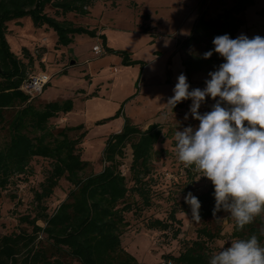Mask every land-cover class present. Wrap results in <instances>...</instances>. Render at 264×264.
Instances as JSON below:
<instances>
[{"label": "trees", "instance_id": "trees-1", "mask_svg": "<svg viewBox=\"0 0 264 264\" xmlns=\"http://www.w3.org/2000/svg\"><path fill=\"white\" fill-rule=\"evenodd\" d=\"M95 1L0 0V190H5L21 176L27 180L34 158L50 162L44 179L33 190L34 215L19 217L20 223L30 230L22 228L19 232L0 236V264H145L127 251L122 236L130 226L127 216L139 218L152 206L155 145L171 137L170 129L165 132L159 122L141 128L123 116L121 129L110 133L105 140L102 169L85 174L90 162L81 158V144L87 133L84 125L58 127L50 123L74 109V98H58L36 105V97L30 99L20 89L34 59L26 48H22L21 53L27 62L14 55L6 40L7 23L29 16L35 27L51 29L55 33L57 47L71 45L76 35L97 37L101 40L103 54L119 55L123 65L139 64L143 68L145 63L134 59L130 52L108 46L105 35L97 34L96 27L75 24L65 18L67 14L88 15ZM254 1L232 0L230 7L210 18L200 14L189 36L176 41V48L185 50L182 66L189 79L201 60L211 64L223 59L215 52L209 59H203V53L214 48L212 41L218 35L228 34L235 39V34L245 24L244 13ZM47 8L53 9L54 14L48 13ZM147 31V28L143 29V32ZM95 95L94 91L83 96L87 99ZM180 106L182 104L178 103L173 110ZM120 113L118 110L116 116ZM127 146L131 149V162L128 174H124L121 160ZM185 173V179L192 185L197 173L190 168ZM60 179H65L71 187L65 199L49 212L46 201ZM189 192L201 203L199 222L193 220L191 207L185 199L172 203L166 219L145 221L147 229L170 231L173 238L181 233L178 213L200 224L195 239L182 242L177 255L168 254L159 261L209 264L213 254L210 244L224 237L222 223L226 212L220 211L213 216L212 183L205 189ZM38 221L43 225H38ZM262 232L264 216H258L242 231L237 230L234 221L230 236L247 239L255 234L264 246Z\"/></svg>", "mask_w": 264, "mask_h": 264}, {"label": "rangeland", "instance_id": "rangeland-1", "mask_svg": "<svg viewBox=\"0 0 264 264\" xmlns=\"http://www.w3.org/2000/svg\"><path fill=\"white\" fill-rule=\"evenodd\" d=\"M232 3V0H96L88 15L65 16L75 24L96 27L99 33L102 29L108 46L130 52L134 59L145 63L143 68L139 64L123 65L121 57L116 54L102 52L95 55L93 45L97 44L102 49L101 40L96 37L76 35L71 45L57 47L55 33L51 29L35 27L29 16L7 23L6 40L11 52L27 62L21 53L22 48H26L34 59L27 75L40 71L50 75L49 83L36 96L34 103L39 105L58 98H74V109L50 123L58 127L84 125L87 133L81 144V158L90 162L85 174L102 169L101 153L105 140L110 133L121 129L123 116L141 128L151 122H159L165 132L170 129L171 137L155 145L152 206L139 218L128 215L130 226L122 236L124 247L139 262L155 264L165 255H177L182 242L196 238L200 224L183 213L176 215L181 221V233L177 238H173L170 231L147 229L145 221L149 218L166 219L174 201L185 199L189 191L205 189L211 183L204 177L197 180V174L195 182L189 185L185 179L187 168L178 162L175 154V131L199 125L189 112L192 101L180 102L182 106L173 112L166 103L174 94L173 88L181 74L178 69L186 55L185 50L174 47V41L176 43L189 36L200 14L206 18L214 17ZM46 11L54 14L51 8ZM244 19L245 24L235 38L241 34L248 38L264 37V0H255L246 9ZM145 28L147 33L143 32ZM223 62L222 59L210 64L201 60L197 71L191 74L190 79L187 77L189 90L206 87L205 81L210 79L208 73L217 70ZM94 91L97 92L95 96L84 99V94ZM215 103L211 97H206L199 112L211 111ZM118 110L121 113L116 116ZM186 113L189 114L187 120ZM130 162L131 149L127 146L121 160L124 174H128ZM49 163L48 160L34 158L30 162L31 175L27 180L21 176L5 190H0V236L19 232L22 228L30 230L26 224L20 223L19 217L34 215L33 190L44 179ZM70 187L65 179H60L46 201L49 212L65 199ZM233 223L232 217L225 213L222 223L224 237L210 244L213 253L230 246ZM37 224L43 225L41 221Z\"/></svg>", "mask_w": 264, "mask_h": 264}, {"label": "clouds", "instance_id": "clouds-1", "mask_svg": "<svg viewBox=\"0 0 264 264\" xmlns=\"http://www.w3.org/2000/svg\"><path fill=\"white\" fill-rule=\"evenodd\" d=\"M212 43L214 48L203 53V59L215 52L224 62L208 73L206 87L190 91L187 77L181 73L166 105L172 111L178 103L192 101L189 112L199 125L175 131L177 160L199 174L197 180L211 181L213 216L228 213L242 231L264 216V37L241 34L233 39L224 34L214 37ZM206 97L216 103L201 114ZM185 202L193 220L199 222L198 198L189 192ZM209 264H264V246L255 234L233 239L230 246L212 254Z\"/></svg>", "mask_w": 264, "mask_h": 264}, {"label": "built area", "instance_id": "built-area-1", "mask_svg": "<svg viewBox=\"0 0 264 264\" xmlns=\"http://www.w3.org/2000/svg\"><path fill=\"white\" fill-rule=\"evenodd\" d=\"M92 51L95 55H100L103 50L99 45H93ZM50 75L44 71L28 74L22 81L20 89L29 96L30 99L35 98L42 93L44 87L49 83ZM156 264H171L170 260H161Z\"/></svg>", "mask_w": 264, "mask_h": 264}, {"label": "crops", "instance_id": "crops-1", "mask_svg": "<svg viewBox=\"0 0 264 264\" xmlns=\"http://www.w3.org/2000/svg\"><path fill=\"white\" fill-rule=\"evenodd\" d=\"M101 31V33H97V34H103L102 33V29L100 30ZM97 38V37H96ZM176 46V43H175V41H174V47ZM158 54H160L159 52H158ZM45 67H46V65H45ZM45 67H44V69H45ZM180 68H181V71H180ZM180 68L178 69V71L179 72H181V73H183V74H185V72H184V68H183V66H180ZM117 71V70H116ZM186 75V74H185ZM187 77V76H186ZM96 94H97V92H96ZM84 95H87V94H84ZM88 99V98H87Z\"/></svg>", "mask_w": 264, "mask_h": 264}]
</instances>
